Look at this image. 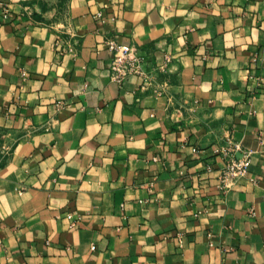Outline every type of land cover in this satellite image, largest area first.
<instances>
[{
    "label": "crops",
    "instance_id": "0c3cea01",
    "mask_svg": "<svg viewBox=\"0 0 264 264\" xmlns=\"http://www.w3.org/2000/svg\"><path fill=\"white\" fill-rule=\"evenodd\" d=\"M0 264H264V0H0Z\"/></svg>",
    "mask_w": 264,
    "mask_h": 264
},
{
    "label": "built area",
    "instance_id": "2783aa9c",
    "mask_svg": "<svg viewBox=\"0 0 264 264\" xmlns=\"http://www.w3.org/2000/svg\"><path fill=\"white\" fill-rule=\"evenodd\" d=\"M109 45L113 50L110 61V77L113 81L122 86L130 76L139 75L143 78L144 88L153 83L156 68L148 67L151 56L144 48L134 44H117L113 41ZM239 150V146L236 145L227 155L218 184L223 190L232 189L238 179L245 176L249 170L251 152L242 151L238 156Z\"/></svg>",
    "mask_w": 264,
    "mask_h": 264
}]
</instances>
